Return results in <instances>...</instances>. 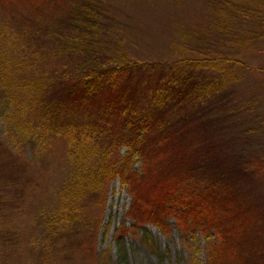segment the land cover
Instances as JSON below:
<instances>
[{
  "label": "trees",
  "instance_id": "16d2710c",
  "mask_svg": "<svg viewBox=\"0 0 264 264\" xmlns=\"http://www.w3.org/2000/svg\"><path fill=\"white\" fill-rule=\"evenodd\" d=\"M103 1L0 0V178L15 181L10 187L22 196L29 167L21 151L34 169L51 152L61 155L53 194L38 212L42 242L33 262L111 264L94 239L92 260L81 242L96 225L86 210L101 211L107 182L118 177L145 246L142 225L166 228L172 217L182 232L205 239L204 260L189 264H264L263 173L246 152L257 139L251 125L241 142L223 123L251 112L229 91L247 65L239 52L258 50L264 67V0H200L206 11L196 27L173 33L175 58L150 64L130 58ZM182 1L141 0L144 7ZM4 229L0 251L13 253L19 246L5 247L16 233ZM10 255L0 253V264L15 261Z\"/></svg>",
  "mask_w": 264,
  "mask_h": 264
},
{
  "label": "rangeland",
  "instance_id": "374dc122",
  "mask_svg": "<svg viewBox=\"0 0 264 264\" xmlns=\"http://www.w3.org/2000/svg\"><path fill=\"white\" fill-rule=\"evenodd\" d=\"M103 2L111 26L125 38V48L130 58L147 64L155 61L166 62L175 58L170 52V44L175 41V38H172L174 31L183 26L195 28L200 22L198 13L206 11V7L200 0L167 2L162 5L150 3L147 7H144L141 0H104ZM239 55L247 65L241 69V73L238 72L239 79L230 86L231 101L242 108L252 107V109H250L251 112L242 111L237 117L230 115L223 123L227 127L230 125V132L239 133L240 137L236 139L241 142L244 140L243 129L246 125H251L250 129H254L248 133L252 139H257V145L253 147L248 145L246 152L250 153L256 174L259 176L260 172L263 173V180L260 182L264 185V67L261 66L262 59L258 50L253 52L243 50L239 52ZM135 77L136 75L131 80ZM149 79H152V76ZM146 93L149 94V92ZM239 126L241 128H238ZM0 138L4 139L1 125ZM124 149L125 146H121L119 152ZM2 154L0 152V156ZM21 154L20 159L26 167H29L27 172L21 175V179L25 183L28 182V185L25 193L19 196L14 191L18 189L10 187L13 182L14 185L16 184L15 181L11 183L8 179L0 178V229H13L16 233L14 237L7 239L5 250L14 248V245L21 247L22 242L24 245L21 248L16 247L13 253L11 251H0V253L11 254L10 259L15 260L11 264H35L34 252L42 242L38 228V212L44 203L42 197L49 199L53 194L60 172L58 162L61 155L57 151L51 152L47 161L41 162L40 168L34 169L25 158L29 155V151L24 149ZM132 165L135 168L140 165V159L136 155L132 158ZM128 202V192L118 177H114L107 182L105 203L101 211L99 212L97 207L86 210H90L89 215L96 218L95 229L91 236H85L81 242L83 252L90 260L92 256L89 248L90 238H92L97 251L107 250L109 256L107 260L111 264L119 263L117 257L120 250L116 246L115 236L122 225H124V231L119 234L124 248L120 264H189L192 258L204 260L203 235L199 232H195L194 235L182 232L176 227L172 217H168L169 225L166 228L150 222L142 225L149 232L150 245L145 246V243L138 240L140 228L130 226L132 220L125 211ZM106 223L107 228L104 231ZM213 234L211 232L212 236ZM3 245L0 242V249ZM59 252H62L61 248ZM80 256L82 253L77 252L78 261L82 259ZM55 262L57 264L58 260Z\"/></svg>",
  "mask_w": 264,
  "mask_h": 264
}]
</instances>
